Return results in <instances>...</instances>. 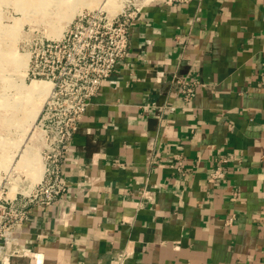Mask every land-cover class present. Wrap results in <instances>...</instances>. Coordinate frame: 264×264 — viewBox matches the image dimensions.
Returning <instances> with one entry per match:
<instances>
[{
    "label": "crops",
    "instance_id": "0c3cea01",
    "mask_svg": "<svg viewBox=\"0 0 264 264\" xmlns=\"http://www.w3.org/2000/svg\"><path fill=\"white\" fill-rule=\"evenodd\" d=\"M63 171L0 264H264V0L140 8Z\"/></svg>",
    "mask_w": 264,
    "mask_h": 264
},
{
    "label": "built area",
    "instance_id": "2783aa9c",
    "mask_svg": "<svg viewBox=\"0 0 264 264\" xmlns=\"http://www.w3.org/2000/svg\"><path fill=\"white\" fill-rule=\"evenodd\" d=\"M139 10L136 7L113 19L81 14L60 38H44L36 43L30 56L29 76L51 83L39 120L44 132L43 175L28 192L14 197L0 195V239L30 219L31 206L49 207L67 192L63 163L69 142L92 98L126 56L130 25ZM179 89L186 98L196 91L187 81H182ZM223 176V169L217 167L210 173L209 181Z\"/></svg>",
    "mask_w": 264,
    "mask_h": 264
},
{
    "label": "rangeland",
    "instance_id": "374dc122",
    "mask_svg": "<svg viewBox=\"0 0 264 264\" xmlns=\"http://www.w3.org/2000/svg\"><path fill=\"white\" fill-rule=\"evenodd\" d=\"M150 1L0 0L1 196L28 192L35 184L32 177L41 166L44 168V132L39 120L50 91L40 97L26 90L33 81L46 82L29 76L30 56L36 43L44 38H60L81 14L94 13L113 19ZM53 32L57 37L52 36ZM27 60L28 67H24L23 61Z\"/></svg>",
    "mask_w": 264,
    "mask_h": 264
},
{
    "label": "bare ground",
    "instance_id": "6f19581e",
    "mask_svg": "<svg viewBox=\"0 0 264 264\" xmlns=\"http://www.w3.org/2000/svg\"><path fill=\"white\" fill-rule=\"evenodd\" d=\"M63 21L66 22V18ZM56 34H57L56 32H53L52 33V36L57 37L58 34L57 35ZM60 36H62V33L60 34ZM23 66L24 67H28V60L27 61H23ZM50 88H51V84L49 82L37 81L36 80V81H33L30 85H28V87L26 88V90L28 92H30V93L36 94L37 96L43 97L44 95L46 96V94L48 95V93L50 91ZM34 157H32V158L33 159H36ZM42 172H43V170H42V166H41V169L37 172V174L34 177H32L33 182L36 183V181H39L41 179L42 174H43Z\"/></svg>",
    "mask_w": 264,
    "mask_h": 264
},
{
    "label": "water",
    "instance_id": "95a60500",
    "mask_svg": "<svg viewBox=\"0 0 264 264\" xmlns=\"http://www.w3.org/2000/svg\"><path fill=\"white\" fill-rule=\"evenodd\" d=\"M164 98H165V93L162 94V98L161 99L164 100Z\"/></svg>",
    "mask_w": 264,
    "mask_h": 264
}]
</instances>
